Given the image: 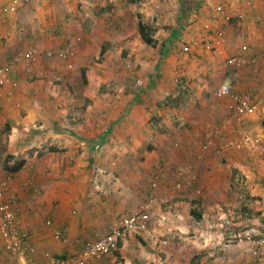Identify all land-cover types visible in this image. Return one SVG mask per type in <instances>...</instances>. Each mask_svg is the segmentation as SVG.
I'll return each mask as SVG.
<instances>
[{"label":"crops","instance_id":"0c3cea01","mask_svg":"<svg viewBox=\"0 0 264 264\" xmlns=\"http://www.w3.org/2000/svg\"><path fill=\"white\" fill-rule=\"evenodd\" d=\"M227 1L234 11V0ZM251 1L249 7L240 6L241 19L222 27L209 20L216 0H171L167 7L174 14L166 22L172 29L162 39L166 49L154 52L135 47L120 27H127L126 20L102 19L100 3L95 6L98 17L93 18L88 16L93 7L85 0H0V57L10 63L12 79L2 87L0 100V163L2 157L6 161L0 165V181L9 184L6 197L17 201L18 225L33 248L25 261L11 256L9 237L0 229V264H44L53 257L76 255L87 241L117 225L124 212L140 208L150 194L165 197L172 190L177 199L179 193L190 194L188 188L174 187L178 183L200 185L217 207L249 194L264 214V0ZM222 29L224 49L215 48L221 53H202L203 43ZM118 32L126 40L120 48ZM180 40L199 44L188 46L193 53L185 57L176 48ZM121 55L134 58L144 89L156 84L174 104L194 94L189 111L181 109L178 119L163 118L172 126L169 131L145 111L150 101L142 95L110 97L105 112L99 107L90 112L98 104L89 95L80 100L60 94L73 83L106 84L114 77L116 63L100 67L94 58ZM230 56L238 57L242 68L234 72L225 67ZM180 71L188 95L174 91L177 85L171 76ZM223 83L249 95L256 110L243 116L229 112V99L215 93ZM78 106H84L82 113ZM248 133L260 139L262 154L227 146ZM175 138L179 147L172 144ZM10 156L26 160L21 170L6 167L14 162H7ZM192 174L198 181H192ZM150 181H157L155 189ZM204 202L197 199L201 207ZM243 209L240 205L236 211ZM125 244L117 249L125 251ZM91 264H127V259L110 256Z\"/></svg>","mask_w":264,"mask_h":264},{"label":"rangeland","instance_id":"374dc122","mask_svg":"<svg viewBox=\"0 0 264 264\" xmlns=\"http://www.w3.org/2000/svg\"><path fill=\"white\" fill-rule=\"evenodd\" d=\"M25 1L27 2V0ZM85 1H89L88 5L91 9L93 7L92 11H88L90 13V15H88L89 17H98L95 6L100 3L103 5V9L100 12L102 19L109 21L110 23L118 20H126L127 27L122 25L120 27H122L123 32L125 31V33L130 35V41H133V44L137 49H149L154 52L166 49V44H164L162 39H164L172 29V26H170L171 22H166L167 19L171 20V17L174 14L172 9L167 7V4L171 0ZM225 2L228 1L216 0V4L210 11V16L208 15L209 20L212 21V23H214V20L212 19H215L220 26L225 23L231 24L233 21L235 22L236 19H241L240 16L242 12L240 11V6L245 5L246 7H249L253 4L251 0H234L237 8H234L233 11ZM218 5L223 6L224 13H218L215 10ZM224 15H228L229 19H226ZM83 16H85V14ZM139 19L155 28L154 37H156L158 42L156 46L147 45L146 43L139 41V31L137 30ZM211 25L214 27L213 24ZM222 30L226 32L225 29ZM115 37L119 39L117 40L118 48L125 45L126 40L123 39L124 35L122 32H118ZM225 39L219 46L214 45V39L203 43V50L201 49V52L204 53L205 51L210 50L216 51L215 48L220 49L222 46L224 47ZM180 42L177 43L176 48H178L185 57H188L187 54L191 55V53H193V51L187 50L188 46L190 47L189 49H191V47H196L199 44L198 41H191L189 44L187 41L182 42L180 40ZM59 54L61 58H66L64 51H60ZM123 54H125V52H123ZM27 58L29 59V56H27ZM2 59L10 64L4 58ZM232 59H235V61L231 62ZM94 61L98 62L100 67H104L103 65L110 61L116 63L117 70L113 73L114 77L108 80L106 84L100 85L94 84L91 86L90 83H83L81 85L76 83L69 84L65 90H61L60 94L62 96L69 95L70 98L82 100L89 95L97 101V104L99 105L89 108L91 112L98 107L102 111L103 109L108 108L106 102L110 97L131 99L136 94L139 96L142 95V97L144 96L149 99L150 103L148 105H152L151 109L148 105L144 107L145 111L151 115L152 120H156L157 124L163 125L168 131L172 126H167V123L163 121V118L174 117V119H178L181 109L183 111L190 110L189 104L194 100V94H191L190 92V97H187L185 100L182 98L180 103L178 102L177 104H174V102H171L173 98L171 99L169 97L166 90H160L158 85L152 84V87H149L150 89H144L145 84L143 83V77L137 73L139 69L134 62V58L132 59L127 55H121L117 58L111 57V59H106L105 57L100 56L94 58ZM240 64L241 61L238 57L230 56L227 58L225 67L232 69L235 72L238 68H242ZM171 77L174 78H172V80L177 85L175 86L174 91H176V93L178 91L180 93L185 92L188 95V90L184 88L186 82L185 74L183 75L180 71L175 77L174 75ZM181 78L184 80V84L182 83L183 80H181ZM204 81L202 84L205 83ZM211 82L213 85L215 84L214 80ZM235 83L236 82L233 81V84ZM83 93H85V95H83ZM90 100L91 99L89 98V101ZM89 101L86 100L84 102L85 106ZM173 106L178 107L174 108ZM78 107L79 110L77 112L82 113L83 110L81 108L84 106ZM85 112H87L86 109ZM186 124L187 123L185 122L184 124H181V126L186 127ZM245 136H250L251 139L254 140V145L257 146L256 150L262 154L263 146L260 144V139L251 133L244 134L241 140L228 143L227 146L236 147V145L240 143L242 147H245L243 144ZM2 141L3 139L1 138L0 143H2ZM172 144L179 147V138H175V140L172 141ZM5 164L6 161H4V158L2 157L0 165L2 166ZM192 176V181H198V179L196 180V178H198L197 175L192 174ZM156 183L157 181H154V183L150 181L152 189H155L157 185ZM174 187L181 190H186L188 188L190 194L192 193L191 190L193 193L195 191L197 198L182 192L181 194L179 193V197L181 198L177 199L175 195H171L172 190L170 193H166L165 197L150 194L148 198H146V201H148L135 210L137 211L138 209L143 208L149 211L148 230L144 234L126 230L124 235L120 238L116 248L107 255H102L99 260L112 256L118 261L122 260V262L127 259V264H264V220H261V217L264 216V214H261L262 210H258L257 207H259V204L254 198L248 194L242 201H223L218 204L219 209H224L225 207H229V209L218 211L217 203L211 201L209 198L207 200V197L205 196L206 193L200 185L188 184L187 187H183L182 183L181 185L178 183L175 184ZM171 188L173 189V187ZM241 194L242 197L245 195L244 192ZM192 199H194L195 202ZM197 199H202V201L205 200L204 206H202L204 208L197 203ZM240 205L244 206L245 209H243L242 213H237L236 209ZM191 208L194 209L197 214H199L200 209H202L201 213L203 215H201V218H198L193 213H189ZM257 211H260V213L256 214ZM126 212H124V214L117 220V225H114L110 231L108 230L105 233H101L89 241L92 242L94 240L103 239L113 229L118 228L121 225L123 217L131 213V211L128 213ZM252 213H255V217L252 216ZM123 241L126 242L124 248L125 251L118 250L117 248L119 244ZM128 244L130 246H128ZM117 250L120 253L115 255Z\"/></svg>","mask_w":264,"mask_h":264},{"label":"built area","instance_id":"2783aa9c","mask_svg":"<svg viewBox=\"0 0 264 264\" xmlns=\"http://www.w3.org/2000/svg\"><path fill=\"white\" fill-rule=\"evenodd\" d=\"M15 9V7H13ZM218 13H224L222 5H218L215 9ZM229 19L228 15H224ZM225 39V32L218 30V34L214 39V45L219 46ZM33 51H29L27 56H30ZM232 59L231 62H234ZM11 65L5 62L0 57V100L2 98V87L11 83L10 76ZM15 85V83H12ZM216 96L227 97L229 99L228 110L231 113L242 116L250 112H254L257 108L254 100L246 94L237 92L229 83H223L215 89ZM243 144L249 149H257L254 145V140L250 136H245ZM241 147V144H237ZM9 184L7 181H0V229L5 232L9 241L7 251L11 256H16L25 261L27 254L33 250L28 241L27 232L20 229L17 221L18 204L15 199L7 198L6 192ZM149 211L147 209H138L133 211L121 220V225L113 229L105 238L94 241H89L84 248L76 255L58 257L51 259L44 264H91L99 259L102 255H107L116 248L120 238L126 230L134 233L144 234L148 230ZM24 264H32L25 262Z\"/></svg>","mask_w":264,"mask_h":264},{"label":"trees","instance_id":"16d2710c","mask_svg":"<svg viewBox=\"0 0 264 264\" xmlns=\"http://www.w3.org/2000/svg\"><path fill=\"white\" fill-rule=\"evenodd\" d=\"M138 31L140 34L139 37L144 43H146L147 45H153V46L157 45V43H158L157 39L154 37L155 28L152 25H150V24L144 22L143 20L139 19L138 20ZM9 160L14 161L13 163H8V166L6 165V167L11 172H16V171L21 170L26 163L25 159H22V158L14 159L13 156H10L9 159L7 160V162H9ZM192 212L198 218H201V215L197 214L195 211H192Z\"/></svg>","mask_w":264,"mask_h":264}]
</instances>
